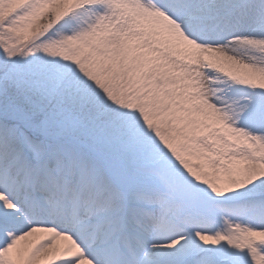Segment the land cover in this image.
<instances>
[{
	"label": "snow or ice",
	"instance_id": "6c2138e0",
	"mask_svg": "<svg viewBox=\"0 0 264 264\" xmlns=\"http://www.w3.org/2000/svg\"><path fill=\"white\" fill-rule=\"evenodd\" d=\"M0 264H264V0H0Z\"/></svg>",
	"mask_w": 264,
	"mask_h": 264
},
{
	"label": "rangeland",
	"instance_id": "374dc122",
	"mask_svg": "<svg viewBox=\"0 0 264 264\" xmlns=\"http://www.w3.org/2000/svg\"><path fill=\"white\" fill-rule=\"evenodd\" d=\"M86 26V25H85Z\"/></svg>",
	"mask_w": 264,
	"mask_h": 264
}]
</instances>
